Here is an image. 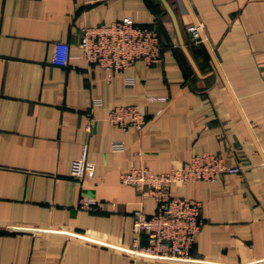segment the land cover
Wrapping results in <instances>:
<instances>
[{"label":"crops","instance_id":"1","mask_svg":"<svg viewBox=\"0 0 264 264\" xmlns=\"http://www.w3.org/2000/svg\"><path fill=\"white\" fill-rule=\"evenodd\" d=\"M167 1L198 75L151 0H0V264H185L119 249L136 244L134 211L157 208L119 175L162 173L207 152L242 170L172 186L173 197L201 204L191 264H264V0ZM126 16L142 27L158 20L174 48L117 75L88 64L81 29ZM57 42L70 45L66 67L51 63ZM122 105L146 114L141 131L109 125ZM119 140L124 149L112 151ZM83 143L95 173L77 182L70 168ZM86 197L99 211L79 209Z\"/></svg>","mask_w":264,"mask_h":264},{"label":"built area","instance_id":"2","mask_svg":"<svg viewBox=\"0 0 264 264\" xmlns=\"http://www.w3.org/2000/svg\"><path fill=\"white\" fill-rule=\"evenodd\" d=\"M109 0H92L94 3ZM200 27L190 26L192 39L200 40ZM80 55L88 64L109 71L114 75L122 74L137 61L147 66L160 63L162 52L160 40L155 29L142 27L129 17L105 26L83 27L76 45ZM71 59L70 45L57 42L53 45L51 63L66 67ZM264 80V75L262 76ZM98 99L94 104H99ZM110 126L126 133L130 129L141 131L145 125L146 114L137 106L122 105L112 108L106 118ZM95 119L88 118L86 133H91ZM112 151H122L123 141H113ZM88 145L82 144L79 158L71 163L70 178L77 182L92 178L95 166L87 161ZM240 165H229L224 158L213 153L193 156L180 165H172L167 171L154 173L147 167H132L120 173L123 185L135 188L144 196L151 197L157 204L152 215L141 209L133 213L132 230L136 235V244L130 249H121L133 259H145L163 263L193 262L192 252L203 225L201 204L184 198L173 197V185H186L194 182L217 183L224 175L239 174ZM79 209L97 212L99 206L91 198H84Z\"/></svg>","mask_w":264,"mask_h":264},{"label":"water","instance_id":"3","mask_svg":"<svg viewBox=\"0 0 264 264\" xmlns=\"http://www.w3.org/2000/svg\"><path fill=\"white\" fill-rule=\"evenodd\" d=\"M159 1H160L161 5L163 6V8L165 9L166 14L168 15V17L172 23V26H173L179 47L181 48L182 52L184 53L186 59L190 63L193 70L198 75L199 74L198 69H197V67L194 63V60L192 59V57H191V55H190V53H189V51L185 45V41H184L183 35L181 33V29H180L177 17L175 15L171 5L169 4V2L167 0H159ZM183 1L186 3V0H183ZM195 26H198V25L196 24ZM190 37H192V36L190 35Z\"/></svg>","mask_w":264,"mask_h":264},{"label":"trees","instance_id":"4","mask_svg":"<svg viewBox=\"0 0 264 264\" xmlns=\"http://www.w3.org/2000/svg\"><path fill=\"white\" fill-rule=\"evenodd\" d=\"M152 3L150 2V4L153 7V13L159 16H167L165 9L163 8V6L161 5L159 0H151ZM169 18V17H168ZM158 19V18H157ZM146 27V26H143ZM146 28H150V29H155L158 33L159 36V40H160V47H161V52L163 53L165 50L167 49H173L174 45L171 44V42L168 40L161 24L159 23V21L157 20L153 25L151 26H147Z\"/></svg>","mask_w":264,"mask_h":264},{"label":"rangeland","instance_id":"5","mask_svg":"<svg viewBox=\"0 0 264 264\" xmlns=\"http://www.w3.org/2000/svg\"><path fill=\"white\" fill-rule=\"evenodd\" d=\"M167 19H169L167 16H166Z\"/></svg>","mask_w":264,"mask_h":264}]
</instances>
